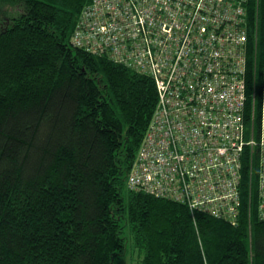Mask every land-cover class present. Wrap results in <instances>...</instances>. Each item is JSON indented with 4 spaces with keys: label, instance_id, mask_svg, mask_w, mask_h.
<instances>
[{
    "label": "trees",
    "instance_id": "1",
    "mask_svg": "<svg viewBox=\"0 0 264 264\" xmlns=\"http://www.w3.org/2000/svg\"><path fill=\"white\" fill-rule=\"evenodd\" d=\"M89 1L0 0V264H114L129 242L138 264H264L258 149L242 152L235 224L129 187L160 93L73 44ZM246 9L258 132L264 0Z\"/></svg>",
    "mask_w": 264,
    "mask_h": 264
},
{
    "label": "built area",
    "instance_id": "2",
    "mask_svg": "<svg viewBox=\"0 0 264 264\" xmlns=\"http://www.w3.org/2000/svg\"><path fill=\"white\" fill-rule=\"evenodd\" d=\"M247 2L90 0L72 35L75 46L135 65L155 79L158 108L129 187L234 224L246 146L251 162L259 151L264 218V24L257 132L254 124L248 130L244 116Z\"/></svg>",
    "mask_w": 264,
    "mask_h": 264
},
{
    "label": "rangeland",
    "instance_id": "3",
    "mask_svg": "<svg viewBox=\"0 0 264 264\" xmlns=\"http://www.w3.org/2000/svg\"><path fill=\"white\" fill-rule=\"evenodd\" d=\"M128 252L126 253L125 256L123 257H118L115 260L114 264H138L137 261L139 262V252L137 250H132V245L131 242L128 243Z\"/></svg>",
    "mask_w": 264,
    "mask_h": 264
}]
</instances>
